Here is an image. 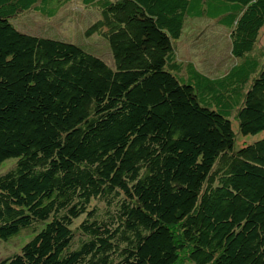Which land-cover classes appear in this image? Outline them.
Instances as JSON below:
<instances>
[{"label":"trees","instance_id":"obj_1","mask_svg":"<svg viewBox=\"0 0 264 264\" xmlns=\"http://www.w3.org/2000/svg\"><path fill=\"white\" fill-rule=\"evenodd\" d=\"M80 1L110 64L14 25L72 0H0V239L34 232L0 264H264V0ZM189 18L225 74L178 59Z\"/></svg>","mask_w":264,"mask_h":264},{"label":"rangeland","instance_id":"obj_2","mask_svg":"<svg viewBox=\"0 0 264 264\" xmlns=\"http://www.w3.org/2000/svg\"><path fill=\"white\" fill-rule=\"evenodd\" d=\"M98 16L99 14L95 9L85 7L80 0H72V2L64 5L57 16L53 18H46L34 12H28L16 18L14 25L25 33L67 40L81 44L88 50L90 48L86 47L85 44L87 42L94 43L96 53L103 56L110 64V51L105 42L101 39L98 40L99 34L86 35L88 26ZM90 47L92 48V46ZM258 48L264 51V35L259 41ZM177 57L184 62L195 61L198 68L212 76L225 74L237 62V59L231 53L229 30L216 21L207 18L187 19L182 39L177 44ZM234 130L239 131L236 120L234 121ZM263 136L264 132L255 135L238 133L236 143L237 146H241L254 142ZM11 164V161L4 163L0 167V172H4ZM83 218L76 220V225ZM33 234L32 229L29 228L24 229L8 242L0 239V261L19 253L21 248L30 241Z\"/></svg>","mask_w":264,"mask_h":264}]
</instances>
